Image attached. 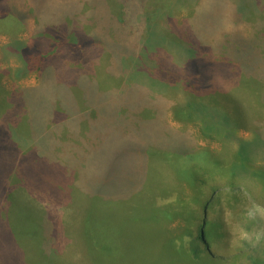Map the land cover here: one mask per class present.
Instances as JSON below:
<instances>
[{
	"label": "rangeland",
	"instance_id": "rangeland-1",
	"mask_svg": "<svg viewBox=\"0 0 264 264\" xmlns=\"http://www.w3.org/2000/svg\"><path fill=\"white\" fill-rule=\"evenodd\" d=\"M234 35L255 48L258 60L247 70L226 64ZM30 49L46 54L40 69L26 66ZM192 57L207 61L216 90L245 107L241 124L254 121L237 127V140H252L263 114L257 90L264 89V0H0V264H91L78 227L86 222L94 241L98 207L87 202L83 214V200L101 192L110 166L130 197H139L135 179L156 167L155 185L187 201L188 176L173 186L161 172L165 155L148 152L181 145V137L214 163L190 162L199 168L200 193L188 215L172 213L171 237L180 242L189 230L194 238L185 246L206 249L200 229L214 225L223 246L209 251L223 256L221 264H250L264 254V187L251 174L264 165V138L249 145L252 169L233 174L236 142L204 130L187 108ZM51 139L58 145L46 154ZM151 234L147 229L144 237ZM49 243L54 253L42 259ZM159 247L140 264H175L174 250L168 262ZM205 257L200 264L217 263Z\"/></svg>",
	"mask_w": 264,
	"mask_h": 264
},
{
	"label": "trees",
	"instance_id": "trees-1",
	"mask_svg": "<svg viewBox=\"0 0 264 264\" xmlns=\"http://www.w3.org/2000/svg\"><path fill=\"white\" fill-rule=\"evenodd\" d=\"M227 40L231 41L233 45V48H231L232 54L226 62L227 66L236 64V66L246 70L253 67L258 59L254 53L255 48L252 42L242 35L230 36ZM23 54V60L28 69H40L42 63L46 59V54L40 49L26 50ZM187 71L185 75L187 77L185 84L186 87L190 89L188 93L192 97L188 102L187 108L190 110L191 115L198 117L200 125L204 130L212 132L213 135H217V137L221 139L230 138L236 142L234 151L235 158L231 168L233 174H235L237 170L242 172L246 170L250 171V169H252L251 165H254V161L252 159L253 148L251 147L252 145H249L254 139L258 141L264 138V89H259L258 87L257 90V108L261 109V111L263 110V114L258 116L255 136L246 143L245 139L247 138L237 140L236 132L237 127H243V125L247 126L251 121H254L250 120L241 124L239 107H245L237 103V101L234 102L232 100L233 97H231L228 92H219L214 88V84L211 85L207 61L202 58L192 57ZM147 115L149 116L150 113L145 116ZM151 115L156 116V112L153 111ZM47 135L53 137L50 132H46L45 136ZM38 141H44V136H42L40 140L38 139ZM38 141L34 146L35 148L41 146ZM178 141L181 142V145L175 142L167 148L148 147V152H150L152 156L158 153H163V155H165L166 161L161 172L164 173V175L166 174L167 176L173 177V186L176 185L177 180L181 179V174L188 176L187 180H189V185L192 187V195L187 201H176L174 197L169 196L170 190L168 191L164 184L157 182L155 185V182L159 180V178L157 179L158 171L156 167L152 169L153 175H147L141 180L135 179L136 184L138 183L139 197H130L129 193L132 190L130 188H125V181L118 177L121 176V174L118 169H115V167L113 168V166H110L105 174L102 175L107 176L104 178L105 185L101 192L98 193V190H96L95 192L98 194L93 199L88 200L86 198V200H83V214H85V205L87 202L90 203L94 201L93 206L98 207L95 213V219L98 223L96 228H93L95 240H91L92 235L89 231L90 229L87 230L86 228V222L84 230H80L78 227V232L84 240L86 256L90 259L91 264H140L139 260L141 259L139 258L151 256L152 254L150 252H153V250L157 249L159 246L164 249L163 258H166L168 262L174 250L176 256L175 264L181 261L186 262V264H200V262L207 260L205 256H207V258L211 256L212 259L217 261L216 264H221L223 256H217L209 251V247L213 244H217L220 247L223 246L221 241L222 234L216 233L214 225H212L209 231L205 229V226L203 229H200L206 239L205 241L200 237V242L206 245L208 249L203 248L198 242L195 243V246L187 248L185 246L187 242L184 241V239L194 238L193 233L189 230L180 234L184 236V239L180 242L178 240L179 238L174 239V237H171L172 232L169 222L172 219V213H177L178 211L182 213L183 211V214L185 213V215H188L200 193V188H198L199 185H197L199 181V168H192L190 162L197 161L198 164L203 161L206 163V166L209 163L211 167L214 163L211 154L199 151L198 153L196 148H191V146L187 144V140H185L184 137H181ZM255 144L260 145L259 143ZM56 145H58V142L56 144L52 139L45 142L43 148H46V151H48L46 154L50 153ZM43 148L39 149L40 152L45 151ZM215 163H219V168L223 167L220 160L219 162L215 161ZM262 168H264V165L256 166L254 170H251V174L258 176V178L260 177L259 181L264 187V169ZM140 175L141 174H138V178H140ZM69 178H74L73 185L75 186L76 180L78 179L75 169L70 172ZM153 178L156 181H153ZM159 184L162 186H159ZM202 184H204V181ZM67 185L68 183H66V186ZM73 196L75 199V194H73ZM136 196H138V193ZM79 202H81L80 198ZM178 205L180 209L177 208ZM160 217H163V219ZM201 221L205 222L203 215H201ZM147 229H151L152 231L149 240L144 237ZM262 240L264 241V238H262ZM241 244L243 247L248 245L245 240H242ZM165 246L168 249H166ZM248 248L250 249L251 247ZM41 252H43L41 254L43 257L41 258L47 259V256L50 257V255H53L54 249L52 250V246L50 248L49 243L46 248L42 246ZM48 263L56 264L54 262H44V264ZM261 263L264 264V254L257 255L253 262L251 260L250 264Z\"/></svg>",
	"mask_w": 264,
	"mask_h": 264
}]
</instances>
